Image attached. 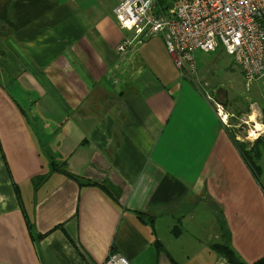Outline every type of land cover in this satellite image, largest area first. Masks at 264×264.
<instances>
[{
	"label": "crops",
	"instance_id": "0c3cea01",
	"mask_svg": "<svg viewBox=\"0 0 264 264\" xmlns=\"http://www.w3.org/2000/svg\"><path fill=\"white\" fill-rule=\"evenodd\" d=\"M119 2L0 0V264H229L211 248L228 237L261 259L264 179L163 38L119 26ZM53 161L112 182L119 201L62 172L35 189Z\"/></svg>",
	"mask_w": 264,
	"mask_h": 264
},
{
	"label": "built area",
	"instance_id": "2783aa9c",
	"mask_svg": "<svg viewBox=\"0 0 264 264\" xmlns=\"http://www.w3.org/2000/svg\"><path fill=\"white\" fill-rule=\"evenodd\" d=\"M114 11L119 26L135 37H162L182 76L197 71V51L222 48L248 81L264 83V0H120ZM129 44L122 41L118 50L124 53ZM103 264L131 262L110 252Z\"/></svg>",
	"mask_w": 264,
	"mask_h": 264
},
{
	"label": "rangeland",
	"instance_id": "374dc122",
	"mask_svg": "<svg viewBox=\"0 0 264 264\" xmlns=\"http://www.w3.org/2000/svg\"><path fill=\"white\" fill-rule=\"evenodd\" d=\"M195 57L197 71L191 75H186L189 77L180 76V78L182 80L192 79L193 81L188 80L187 82L192 83L199 92L201 90L203 93L210 95L214 103L221 105L219 109H222V111L217 112L227 124L228 129L235 133L233 134L236 139L237 136H240L246 143L253 140L255 137L251 135L252 131L250 130H256V122L264 123V112L261 111L262 108L258 105L251 103L259 100L264 105L263 81L261 79L248 81L240 66L233 60V57L222 48H218L212 53L197 51ZM258 95L263 97L261 98ZM252 109H258V111H254L253 113L255 114L254 116L252 115V119H248L249 122H246L244 116L248 112L252 113ZM255 150L248 151L250 152L249 154L247 153L248 158L253 165L261 168L260 175L264 179V156L259 161L255 157Z\"/></svg>",
	"mask_w": 264,
	"mask_h": 264
},
{
	"label": "trees",
	"instance_id": "16d2710c",
	"mask_svg": "<svg viewBox=\"0 0 264 264\" xmlns=\"http://www.w3.org/2000/svg\"><path fill=\"white\" fill-rule=\"evenodd\" d=\"M231 134L233 135L232 139H233L235 145L238 147V149L244 155L245 160L248 163L250 169L255 174L256 178L259 180L261 168L253 165V163L248 158L249 157L248 154L250 153L248 151H253V150H249V148H248L249 146H248V143H246V141L236 139V136L234 137V134L233 133H231ZM258 140H259V138L256 139L255 142H258ZM252 148H254V146ZM254 149H256V148H254ZM254 153H256V150ZM54 172H62L63 174L69 176L71 179H73L78 184L80 190H82L85 187H96V188L102 190L114 202L117 203L120 199V190L112 182H110L108 180L98 182V181L87 179V178L82 177V176L77 175V174H73L67 170V168L65 167V163L60 164V163H57L55 161L52 162L51 170L48 173L42 174L39 176H35L33 178L34 188L37 189L42 184H44L49 179L51 173H54ZM139 215L144 220L149 218V220L151 221V224L153 223L152 217H149L145 214L144 215L139 214ZM222 234L228 235V236L230 235L229 232H225V233L223 232ZM211 248L217 254L224 257L229 264H264V257H262L261 259L255 261L253 263L246 262L238 254V252L235 250V248L232 246V244L230 243L229 237H228L227 242H220V243L211 244Z\"/></svg>",
	"mask_w": 264,
	"mask_h": 264
},
{
	"label": "bare ground",
	"instance_id": "6f19581e",
	"mask_svg": "<svg viewBox=\"0 0 264 264\" xmlns=\"http://www.w3.org/2000/svg\"><path fill=\"white\" fill-rule=\"evenodd\" d=\"M257 126H258V128L260 129V124H257ZM259 129H258V130H259ZM251 135H252L253 137H256V136H257V133L254 132V130H252Z\"/></svg>",
	"mask_w": 264,
	"mask_h": 264
}]
</instances>
